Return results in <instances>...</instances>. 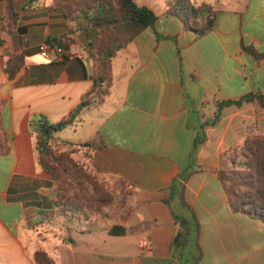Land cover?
I'll return each mask as SVG.
<instances>
[{"label": "crops", "instance_id": "0c3cea01", "mask_svg": "<svg viewBox=\"0 0 264 264\" xmlns=\"http://www.w3.org/2000/svg\"><path fill=\"white\" fill-rule=\"evenodd\" d=\"M81 2L0 0V264H36L38 250L54 264H264V221L234 210L218 177L226 153L264 135L258 101L219 108L264 94V0H190L214 10L203 34L205 17L188 18L178 0H136L156 21L112 58L105 100L55 133L97 139L91 170L132 204L118 216L107 206L68 216L33 120L61 121L94 88L89 44L100 26L88 27L93 9ZM54 39L70 44L63 60L40 53ZM180 173L184 205L171 186ZM182 216L198 224L192 260L174 246Z\"/></svg>", "mask_w": 264, "mask_h": 264}, {"label": "trees", "instance_id": "16d2710c", "mask_svg": "<svg viewBox=\"0 0 264 264\" xmlns=\"http://www.w3.org/2000/svg\"><path fill=\"white\" fill-rule=\"evenodd\" d=\"M182 2L183 4H181ZM177 4L182 5L186 12L185 15L188 16V18H194L197 15L199 16V14L205 17L207 24L200 26L196 30L197 33L203 34L210 30L214 18V10L210 4L203 3L197 7L190 3V0H178ZM87 7L93 9L92 14L86 18V20L89 21L88 27L97 24L100 26L99 30H94L95 35L93 34L92 43L89 44L96 58L94 88L90 93L86 94L82 101L61 121L52 123L43 115L34 118L33 121L37 126L38 137L41 138L38 151H42L43 148L49 151L50 140L70 143L60 140L55 136V133L74 123L79 115L86 109L97 106L105 100L112 84V58L120 48L131 42L144 27L153 25L157 19V14L152 8L140 6L137 4L136 0H90V3L87 4L85 8ZM86 13L85 11V14ZM49 42L61 45L67 52L70 47L66 39H54L49 40ZM255 100L264 106V94L252 93L239 100L221 102L219 108L226 104H241L243 101ZM217 117H219V114ZM99 144L97 139L89 140L81 144L84 146V153L87 158V162L84 163L85 167L83 168L85 172H89L90 174L81 173L80 170L76 173L72 172L73 177L78 179L77 183H75L76 185L73 187L71 186L73 189L80 188V185H82L81 181L84 178L87 179V183L90 184L96 192L103 187L100 186L98 180H96V176L99 177L98 174L93 173L90 166L93 151ZM54 159L58 162L62 160L57 156L54 157ZM39 162L45 170L50 172L54 181L57 182L59 177L55 169L49 168L47 164L40 160ZM68 163L77 166V163H73L71 159ZM187 177V174L180 173L178 177L173 180L171 185L174 194H177L183 205L185 204L183 192ZM218 177L228 197L230 206L234 210L245 212L252 217L264 221V135L252 136L241 146L235 148L230 153H226L224 167L218 171ZM55 191L60 211L68 216H70L71 213L81 214L86 210H91L93 206V203L88 206L89 198H86L88 195H78L74 191L68 194L64 190V187L59 184H56ZM97 201L98 205L96 206L95 204V208H99L100 203H105L108 199L106 200L101 197L100 201L99 199ZM179 220L181 221L182 229L175 238L174 246L179 254L186 257V260H192L191 256L193 255V251L189 246L194 239L198 224L196 218L193 216H182ZM185 248H187V251H184L186 250ZM34 259L36 264H54L53 258L43 250L36 251Z\"/></svg>", "mask_w": 264, "mask_h": 264}, {"label": "rangeland", "instance_id": "374dc122", "mask_svg": "<svg viewBox=\"0 0 264 264\" xmlns=\"http://www.w3.org/2000/svg\"><path fill=\"white\" fill-rule=\"evenodd\" d=\"M81 1H82L80 3L81 8H84L90 2V0H81ZM144 1L145 0H139V3L142 4ZM148 1L156 2L158 4L160 3L161 7L163 6V0H148ZM49 142H50L49 151L46 150L45 148H43L42 151H38V158L40 161L47 164L49 168L51 167L52 169H55V172L59 177V180L56 182V184L62 185L66 193L70 194L74 191L78 195H82V194H84L85 196L88 195L86 197L89 198L88 206H90V204L93 203V206L91 208L92 211H98V207L97 208L95 207L98 205L97 200L99 199L100 201L101 197L103 199L105 198L106 200L108 199V201H106L105 203H100V208L103 206H107V208L111 212L110 213L111 215H115V216L121 215L122 212L125 211V209L130 207V205L132 204V199H130L127 203H123V200L127 196L128 190L127 189H124L122 191L119 190L120 186H117V184L116 185L113 184V186L107 187L104 179L100 176L99 177L96 176V180H98L100 186L103 187L101 188V190L99 191L97 190V192L94 191L93 187H91L90 184L87 183V179L85 178L82 179V181L80 179V181L82 182L80 188L73 189L72 187L76 185L75 183H77L78 179L73 177L72 172L76 173L77 171L80 170L81 173L90 174L89 172H85L83 168L85 167L84 163L87 162V158L84 153L85 152L84 146L81 145L82 143H74V142L62 143V142H57L55 140H50ZM39 143H41L40 137H38V145ZM56 156L61 158L62 160L58 162L57 160L54 159V157ZM70 159L73 160V163L75 164L77 163V166H73V164L68 163ZM100 182L103 184H101ZM114 220L115 218L113 217L110 218L109 223L112 224Z\"/></svg>", "mask_w": 264, "mask_h": 264}, {"label": "built area", "instance_id": "2783aa9c", "mask_svg": "<svg viewBox=\"0 0 264 264\" xmlns=\"http://www.w3.org/2000/svg\"><path fill=\"white\" fill-rule=\"evenodd\" d=\"M39 49L42 56L54 61L63 60L66 56H68V52L64 49V47L49 41L43 42Z\"/></svg>", "mask_w": 264, "mask_h": 264}]
</instances>
